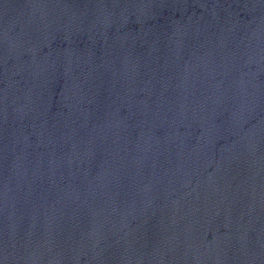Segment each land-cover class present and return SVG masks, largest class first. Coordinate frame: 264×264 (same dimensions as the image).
Wrapping results in <instances>:
<instances>
[{
	"label": "water",
	"instance_id": "water-1",
	"mask_svg": "<svg viewBox=\"0 0 264 264\" xmlns=\"http://www.w3.org/2000/svg\"><path fill=\"white\" fill-rule=\"evenodd\" d=\"M264 165V0H0V264H95Z\"/></svg>",
	"mask_w": 264,
	"mask_h": 264
}]
</instances>
